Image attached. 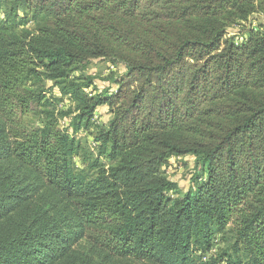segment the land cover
<instances>
[{"label": "trees", "instance_id": "obj_1", "mask_svg": "<svg viewBox=\"0 0 264 264\" xmlns=\"http://www.w3.org/2000/svg\"><path fill=\"white\" fill-rule=\"evenodd\" d=\"M263 18L264 0H0V264H264ZM96 59L125 70L99 87Z\"/></svg>", "mask_w": 264, "mask_h": 264}, {"label": "rangeland", "instance_id": "obj_2", "mask_svg": "<svg viewBox=\"0 0 264 264\" xmlns=\"http://www.w3.org/2000/svg\"><path fill=\"white\" fill-rule=\"evenodd\" d=\"M264 19V18H263ZM258 20V19H257ZM258 22V21H257ZM112 65V66H111ZM107 63L105 60H94L91 65L86 70L87 74H91L97 77L96 82L98 83L99 87H106L109 82L108 80H105L106 77L109 75H119L122 73L125 68L123 65L119 64H111ZM58 94V90H55ZM54 94V95H57ZM59 104L64 105L65 107L71 105V99L66 98L59 102ZM111 115L109 114V111L107 108H103L102 110L98 111L96 114V120L100 121L101 123H108ZM82 140L86 142L87 148L89 153H95L94 145L92 144V135H84ZM76 163L79 167L85 168L87 165L88 157L85 153H81L79 156L75 158ZM170 171L168 172V175L176 180L180 186L187 190L188 187L191 184V177L194 174L195 171V158L193 156H187L183 157L182 159H174L170 165ZM227 242H222L218 247L220 249L226 248ZM217 247L214 251H216ZM214 253V252H213Z\"/></svg>", "mask_w": 264, "mask_h": 264}]
</instances>
